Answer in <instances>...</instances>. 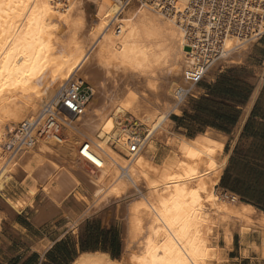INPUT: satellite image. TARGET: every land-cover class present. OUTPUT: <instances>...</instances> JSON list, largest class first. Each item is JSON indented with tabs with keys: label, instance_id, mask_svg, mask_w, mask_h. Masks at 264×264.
<instances>
[{
	"label": "bare ground",
	"instance_id": "6f19581e",
	"mask_svg": "<svg viewBox=\"0 0 264 264\" xmlns=\"http://www.w3.org/2000/svg\"><path fill=\"white\" fill-rule=\"evenodd\" d=\"M263 35L264 0H0V192L21 177L13 207L71 228L118 203L120 256L86 250L72 264H160L166 242L188 264L194 246L209 249L199 264H227L235 232L241 251L261 248L264 213L219 187L224 140L189 138L170 116Z\"/></svg>",
	"mask_w": 264,
	"mask_h": 264
},
{
	"label": "crops",
	"instance_id": "0c3cea01",
	"mask_svg": "<svg viewBox=\"0 0 264 264\" xmlns=\"http://www.w3.org/2000/svg\"><path fill=\"white\" fill-rule=\"evenodd\" d=\"M250 50L240 62L222 64L200 80L183 113L173 119L175 131L189 138L209 132L224 140L229 159L219 186L264 213V35ZM23 186L18 177L13 190L0 197V264H72L83 250L79 242L75 250L66 247L63 240L70 229L65 215L43 220L38 219V209L13 207L10 201L21 197ZM58 190L52 200L62 202L64 195ZM35 200L44 207L47 204L42 193ZM241 252L240 234L235 232L227 262L253 264V258ZM254 264H260L259 256Z\"/></svg>",
	"mask_w": 264,
	"mask_h": 264
},
{
	"label": "rangeland",
	"instance_id": "374dc122",
	"mask_svg": "<svg viewBox=\"0 0 264 264\" xmlns=\"http://www.w3.org/2000/svg\"><path fill=\"white\" fill-rule=\"evenodd\" d=\"M225 64L224 62H222L221 64H218L215 68H218L220 65ZM214 68V69H215ZM212 69L211 71H209L208 75L214 70ZM206 77V76H205ZM202 80V79H201ZM197 81V80H196ZM196 85V82H195ZM193 92V90H191V93ZM191 94L188 95V97L185 100V103L187 100L190 99ZM184 103V104H185ZM183 107L184 105H182L181 107H179L175 112H173L170 116V118L173 120L174 122V117L175 114H182L183 113ZM175 123V122H174ZM18 182V178L14 179L12 181L13 186H15V184ZM220 188H222V186H219ZM223 190V189H222ZM8 191V190H6ZM6 191H1L0 192V197L3 195V193H6ZM43 191H41L40 193H42ZM50 195V190L46 191V195ZM48 197V196H46ZM109 206V207H108ZM105 206L104 208L101 209V211L97 214H93L89 217L84 218L79 225L76 228H71L70 232H68L66 234V238L63 241H66L67 244V248H71L74 249L76 246V244H78L79 242V238L80 237H85L88 235L89 232H98L99 229H109L110 227H113L114 230L119 234V239H120V247L122 250V245H123V233H124V222L123 219L121 218V216H119V212H118V203H115L113 205H108ZM107 213V215H106ZM108 217L109 220H106L105 218ZM90 223V226H87V223ZM95 240V238H94ZM238 240V237L236 238V242ZM76 249V248H75ZM74 249V250H75ZM227 264H245V262L243 263H239V262H235V260H230V263ZM248 264V263H247Z\"/></svg>",
	"mask_w": 264,
	"mask_h": 264
},
{
	"label": "snow or ice",
	"instance_id": "6c2138e0",
	"mask_svg": "<svg viewBox=\"0 0 264 264\" xmlns=\"http://www.w3.org/2000/svg\"><path fill=\"white\" fill-rule=\"evenodd\" d=\"M23 2H24V0H21V6L23 5ZM9 4H11V0H9ZM156 6L158 7V5H156ZM57 7H60V5H57ZM110 66L111 65H109V67ZM148 87H151V85H149ZM137 91H139V89H137ZM128 97L131 99L132 102L126 103L124 105V107H125V109L132 110L133 109V102H135V100H136L135 92L130 91L128 93ZM161 119H162V117H161ZM108 124L111 125V121H109ZM108 130L111 131L110 128ZM84 155L88 156L89 160H92V157L89 156L87 152H85ZM96 163H99V162L96 161ZM125 167H127V166H125ZM213 167H214V165H213ZM144 179L146 180L147 177H144ZM197 191L198 192H205L206 189L201 188V189H198ZM112 195H117V196L120 195L118 188H116V187L112 188ZM192 195L195 198L197 196V193L194 192V193H192ZM208 199H209V201H211L213 199V197L209 196ZM245 211H249V210L246 209ZM188 230H189L188 227H186L184 229L185 233H187ZM261 231H264V229H261ZM197 235H200L199 225H197ZM159 250L160 249H157V251H159ZM208 251H209V249L206 247L194 246L193 251L191 253H189L188 255L191 257V259L193 261H196L197 264H199L200 261L206 260L208 258L207 257ZM211 251L215 252L216 250L211 249ZM163 252H164V256L160 258V264H188V260L184 258L183 254L177 253L176 250L168 244V242L165 243V245L163 247ZM262 252H264V246H262L261 248H255L254 246L249 245L248 250L242 251L241 255L252 257L253 258V264H254V257L259 256L260 264H264V254H262ZM212 258H213V260L216 259L215 256H213ZM245 264H247V262H245Z\"/></svg>",
	"mask_w": 264,
	"mask_h": 264
},
{
	"label": "trees",
	"instance_id": "16d2710c",
	"mask_svg": "<svg viewBox=\"0 0 264 264\" xmlns=\"http://www.w3.org/2000/svg\"><path fill=\"white\" fill-rule=\"evenodd\" d=\"M90 225L91 224L88 222L87 226ZM119 241V234L114 230L113 227H110L109 229H99L98 232H89L87 236L80 237L79 245L83 251L102 250L110 253L113 257H119L121 254Z\"/></svg>",
	"mask_w": 264,
	"mask_h": 264
},
{
	"label": "built area",
	"instance_id": "2783aa9c",
	"mask_svg": "<svg viewBox=\"0 0 264 264\" xmlns=\"http://www.w3.org/2000/svg\"><path fill=\"white\" fill-rule=\"evenodd\" d=\"M201 79H203V78H201ZM83 85H85V84H82L78 88L77 87L73 88V94H71L73 96V98H74V105L71 106V108L74 109V111H76V112L79 109H81V102H80L81 101V92H83V93L85 92L84 88H83L84 87ZM187 97H188V94L186 95V98Z\"/></svg>",
	"mask_w": 264,
	"mask_h": 264
}]
</instances>
